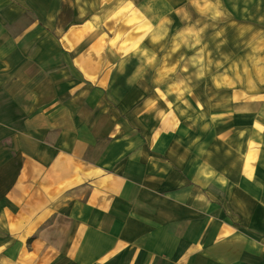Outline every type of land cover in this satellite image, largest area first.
<instances>
[{"label":"crops","instance_id":"crops-1","mask_svg":"<svg viewBox=\"0 0 264 264\" xmlns=\"http://www.w3.org/2000/svg\"><path fill=\"white\" fill-rule=\"evenodd\" d=\"M99 2L94 9L96 20L86 22L80 13L88 6L77 0H60L59 10L58 5L54 11L49 7L52 12L46 18L57 39L50 36L48 42L53 48L59 42L68 67L58 63L56 52L43 50L41 36L26 37L24 31L0 36V93L8 98L0 101V108L16 111V115L11 111L9 122H5L9 115L0 112V264H264V195H249L255 181L264 182V145H258L261 139H256L255 132V141L240 151L233 142L244 141V135L224 139L226 172L244 173L242 190L247 195L238 200L227 197L234 205H250L237 210L244 227L207 232L197 227L185 252L181 244L185 236L163 250L166 238L161 228L160 252L152 245L140 248L143 260L137 256L136 236L124 226L117 231V220L136 214L137 156L146 157L154 141L182 138L168 131L169 115L156 117L157 109L182 108V102L167 105L163 96L154 93L157 86L161 91L166 85L163 81L154 86L153 77L163 72L169 75L164 59L168 63L176 59L175 54L181 60L189 55L183 36L170 41V35L189 27L188 23L177 18L170 22L169 17L191 6L185 0L176 4L173 0ZM63 8L69 15H62ZM116 9L118 17L116 13L110 25L108 17ZM10 10L13 17L16 14V22L10 24L23 28L19 13ZM72 17L83 24L68 26L66 18L71 21ZM166 24L168 33L163 37L160 29ZM171 25L175 30H170ZM185 69L192 71L194 66L188 64ZM199 82L203 83L195 84ZM125 89L129 92L126 104L125 97H120ZM204 89L209 122L217 120L211 110H221L225 123L249 125L253 121V116L234 115L227 95L229 99L216 108V90L211 84ZM186 107L189 111V104ZM185 116L174 115L171 123ZM159 118L160 129L154 126ZM196 118L187 116L195 123ZM192 135L198 146L206 140L205 135L201 139ZM138 142L141 150L137 153ZM216 159L217 155L209 153L203 161L210 177L221 166ZM193 165L195 173L202 165L200 155ZM207 188L224 195L213 182Z\"/></svg>","mask_w":264,"mask_h":264},{"label":"rangeland","instance_id":"rangeland-1","mask_svg":"<svg viewBox=\"0 0 264 264\" xmlns=\"http://www.w3.org/2000/svg\"><path fill=\"white\" fill-rule=\"evenodd\" d=\"M77 1L83 7L88 6V10L80 13L84 19L82 22L96 20L95 16L98 12L94 9L99 8V0ZM59 2L60 0H0V36L20 34L22 31L26 37L41 36L44 41L43 50L56 52L58 63L68 67L59 42L56 48H53L52 42L51 44L48 42L50 36L56 38L57 34L49 29L46 17L57 5L58 10L60 9ZM113 3L110 5L112 6ZM173 3H178V0H173ZM185 3L191 6V9L186 6L179 8L177 12H171L169 21L175 18L181 19L186 21L188 23L186 26L189 27H185L180 32L175 31L177 33L173 37L172 34L170 35L172 38L170 41H176L183 36L185 49L189 50V55L181 60L180 55L175 54L176 59L169 60L168 63L164 59L163 64L164 66L168 64L169 75L165 76L163 72L162 75L153 77L154 86L155 83L161 84L164 81L166 90L161 86L163 89L160 91L158 90L160 86H157V91L154 93L159 94L161 99L163 96L167 105L175 100L182 102V108L172 105L167 106L166 111L164 108L156 110V117L164 113L169 115L168 131L182 138L173 139L169 136L163 141H154L152 147L146 151L148 153L146 157H136L137 162L140 163L136 173V181H138V197L137 202L134 203L136 214H132L129 219L120 218L116 221L117 231L124 226L129 229L130 234L136 236L139 260H143L140 248H146L147 245H152L155 252H160L163 238L159 232L161 228L164 229L166 238L163 250L167 246H176V243L185 236L187 240L181 243L182 251L185 252L193 243L192 234L197 227L204 232L215 228L227 231L244 227L237 210L239 207L247 210L250 205L247 203L234 205L227 198L236 199L247 195L242 190L244 173L231 175L226 172L224 156L227 147L224 145V139L227 136H236L238 133V137L244 135V141L233 142L239 145V151L246 149L244 145L255 141V137L261 139L258 145H264V0H185ZM127 4L129 6V3ZM10 9L19 13L17 19L19 23H22L20 19L25 23L23 28L17 29L14 24H10L11 21L16 22L14 18L16 14L13 17ZM118 12L119 9L112 12L108 17L110 19L108 24L113 23L112 18L113 20L116 18V13L118 17ZM62 15H69L68 9L63 8ZM66 20L70 22L68 26L79 23L75 22L76 17H72V22L67 18ZM162 21L167 20L162 19ZM82 22L79 25L83 24ZM174 28L175 26H170V30ZM160 30L163 37L167 36V24ZM188 57L192 59L188 60ZM178 63L181 65L176 69ZM188 64L193 65L194 70L187 71L185 66ZM125 73L127 80L128 70ZM198 80L203 83L195 84ZM116 83L120 84L119 79ZM209 84L216 90V108L230 98L233 103V114L253 116V121L249 125L225 123V114L220 112L221 110H211L212 117H216L217 120L209 122L208 91L204 89V86L208 87ZM197 87H202L201 91H196ZM121 92L120 97H125L126 104L129 100V92L126 89ZM7 99L0 93V101ZM188 104L189 111L186 107ZM11 111L16 115L13 107L0 108L1 114L9 115L5 122H9L12 117ZM185 114L196 115V123L187 119V116L177 118L176 123H171L174 119L172 116ZM160 120L159 118L154 121V126L161 125ZM254 132L255 137L252 135ZM193 133L200 139L201 135L206 136L201 146H198V139L194 138ZM209 133L214 135L215 141L208 139ZM213 142L216 145L209 148ZM139 143H137V153L141 150ZM209 153L217 155V164L221 165L214 169L215 176L212 177H210L211 172L203 170L206 169L203 161ZM198 155L201 157L202 165L194 173L193 169L196 166L193 162ZM211 182L221 187L223 196L209 191L207 185ZM255 182L249 189V195H264V182Z\"/></svg>","mask_w":264,"mask_h":264}]
</instances>
